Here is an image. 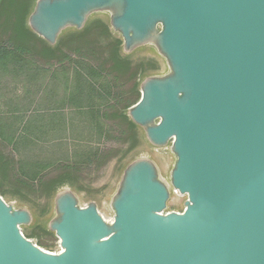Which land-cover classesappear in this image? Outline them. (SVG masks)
<instances>
[{
    "label": "water",
    "instance_id": "water-1",
    "mask_svg": "<svg viewBox=\"0 0 264 264\" xmlns=\"http://www.w3.org/2000/svg\"><path fill=\"white\" fill-rule=\"evenodd\" d=\"M95 14L121 55L151 47L166 62L126 110L150 152L124 168L110 217L56 188L55 252L24 234L35 213L0 193V264H264V0H35L27 26L56 47ZM176 192L183 208L169 210Z\"/></svg>",
    "mask_w": 264,
    "mask_h": 264
},
{
    "label": "rangeland",
    "instance_id": "rangeland-1",
    "mask_svg": "<svg viewBox=\"0 0 264 264\" xmlns=\"http://www.w3.org/2000/svg\"><path fill=\"white\" fill-rule=\"evenodd\" d=\"M35 0H31V7ZM108 24L107 14L93 15L86 28L78 32L70 29L61 37V43L82 32L88 33L93 43H96L104 56H109L111 50L108 45L118 35L106 36L100 33V24ZM122 54V53H121ZM133 64L143 63L146 74L163 73L167 69L164 59L151 47H145L128 56ZM70 72L74 68H82L87 64L86 59L72 54ZM24 70L14 69L0 72V118L12 132L15 138L6 148V155L15 158L25 164L33 162L61 164L67 160L77 161L79 164V181L69 186L77 190L83 202L95 200L99 204L101 212L111 216L110 198L115 191L121 174L126 165L134 158L150 152L142 130H140V144L130 151V142H120L114 135L102 133L101 123L97 110L86 106L83 109L74 107L66 98V80L63 76H57L60 64L50 68L42 62H26ZM62 71V70H60ZM61 73V72H60ZM71 89L74 83L70 82ZM85 85V89H86ZM96 88L105 92L100 84ZM89 93V87L85 90ZM115 90L106 98L114 102L117 97ZM100 99L96 101L98 104ZM88 101H86V104ZM103 107H100L102 109ZM107 148H120L118 156L111 159L103 166L96 163H88V152L102 151ZM159 157L162 165V174L168 178L173 164V156L168 150L151 153ZM48 171H54V167ZM46 171V172H48ZM30 183V181H29ZM35 185L36 182L30 183ZM4 198L14 202L17 206L30 208L36 216L33 226H24V234L35 239L39 245L49 251L59 249V238L47 230L48 220L54 212V194L39 197L30 188L22 187L21 197L13 195L15 185L10 181L3 184ZM61 188V187H60ZM181 195V194H180ZM186 197L174 195L169 202V210L183 208L182 203Z\"/></svg>",
    "mask_w": 264,
    "mask_h": 264
},
{
    "label": "trees",
    "instance_id": "trees-1",
    "mask_svg": "<svg viewBox=\"0 0 264 264\" xmlns=\"http://www.w3.org/2000/svg\"><path fill=\"white\" fill-rule=\"evenodd\" d=\"M31 0H1L0 3V72L26 68V62H42L50 68H58L57 76L66 80L68 101L78 108L86 106L97 110L102 133L114 135L120 142H130V151L140 144V129L126 115V110L136 104L140 98L139 80L146 68L143 63L133 64L132 60L120 54L121 39L114 38L108 45L109 56H104L100 47L93 43L86 32L68 38L56 47L33 33L27 26V16ZM100 33L111 36L108 24H100ZM72 54L86 59L82 68H74L70 72ZM62 70V71H60ZM61 72V73H60ZM74 83V89L70 82ZM100 84L104 93L96 88ZM85 85L89 87L86 94ZM115 90L117 99L111 102L106 95ZM100 99L97 104L96 101ZM86 101L88 103L86 104ZM100 107H103L100 109ZM2 122L0 118V193L4 196L3 184L10 181L15 185L13 195L21 197V188H30L39 197L52 195L56 188L66 182L75 184L79 180V164L67 160L68 163L52 164L33 162L25 164L6 155V148L15 138V132ZM121 152L120 148H107L102 151L88 152V163L103 166ZM54 167V171H48ZM48 171V172H46ZM36 182L35 185L30 183ZM45 244L42 242L41 246Z\"/></svg>",
    "mask_w": 264,
    "mask_h": 264
},
{
    "label": "bare ground",
    "instance_id": "bare-ground-1",
    "mask_svg": "<svg viewBox=\"0 0 264 264\" xmlns=\"http://www.w3.org/2000/svg\"><path fill=\"white\" fill-rule=\"evenodd\" d=\"M162 151H163V149H161V150H158V151H156V150H155V152H162ZM175 195L181 196L179 192H176V194H175Z\"/></svg>",
    "mask_w": 264,
    "mask_h": 264
}]
</instances>
